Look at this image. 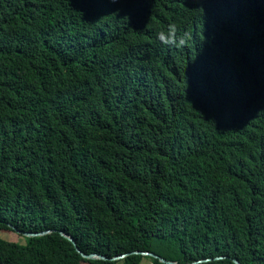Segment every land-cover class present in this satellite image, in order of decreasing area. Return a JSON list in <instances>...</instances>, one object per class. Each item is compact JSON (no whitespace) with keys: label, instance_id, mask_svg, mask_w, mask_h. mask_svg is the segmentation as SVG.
Here are the masks:
<instances>
[{"label":"trees","instance_id":"obj_1","mask_svg":"<svg viewBox=\"0 0 264 264\" xmlns=\"http://www.w3.org/2000/svg\"><path fill=\"white\" fill-rule=\"evenodd\" d=\"M61 231L264 264V0H0V264H169Z\"/></svg>","mask_w":264,"mask_h":264},{"label":"water","instance_id":"obj_2","mask_svg":"<svg viewBox=\"0 0 264 264\" xmlns=\"http://www.w3.org/2000/svg\"><path fill=\"white\" fill-rule=\"evenodd\" d=\"M18 232H20V230H17ZM49 230H44V231H39V232H29V231H26V232H23V235H26V236H33V235H39V234H43V233H46L48 232ZM61 234H63L64 236H66L69 240H71L73 242V244L75 245L77 251L82 255L83 258H87V259H97V258H100V259H119L123 256H125L126 254H130V253H137V254H142V255H150V256H153V257H156L158 258L160 261L164 262V263H169V264H180L178 263L177 261H173V260H169V259H166L165 257L163 256H160L158 255L157 253H154L152 251H146V250H134V251H131L129 253H126V254H120V255H115L113 257H110L106 254H98V253H85L84 251H82V249L77 245V242L75 240V238L70 235L69 233H66L64 231H61ZM222 256H217L216 258H220ZM200 261V260H198ZM197 261H194L192 263H189V264H193ZM234 262L236 264H242L240 262L239 259L237 258H234Z\"/></svg>","mask_w":264,"mask_h":264},{"label":"clouds","instance_id":"obj_3","mask_svg":"<svg viewBox=\"0 0 264 264\" xmlns=\"http://www.w3.org/2000/svg\"><path fill=\"white\" fill-rule=\"evenodd\" d=\"M111 2L118 3L119 0H111ZM176 33L177 26L175 23H171L168 25L167 34H165V32H160L157 34V38L161 40L164 44L172 45L175 47H181L186 43V40L184 37H181L177 42Z\"/></svg>","mask_w":264,"mask_h":264},{"label":"rangeland","instance_id":"obj_4","mask_svg":"<svg viewBox=\"0 0 264 264\" xmlns=\"http://www.w3.org/2000/svg\"><path fill=\"white\" fill-rule=\"evenodd\" d=\"M2 237L11 241H19L25 242V236L19 232L12 231V230H2L1 231ZM81 264H89L88 262H81ZM144 264H153L152 261L145 259Z\"/></svg>","mask_w":264,"mask_h":264}]
</instances>
